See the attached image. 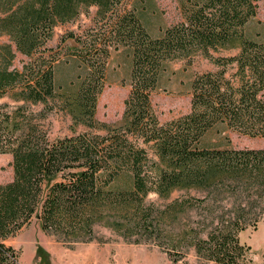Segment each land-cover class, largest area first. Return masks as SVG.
Returning <instances> with one entry per match:
<instances>
[{
	"label": "trees",
	"instance_id": "1",
	"mask_svg": "<svg viewBox=\"0 0 264 264\" xmlns=\"http://www.w3.org/2000/svg\"><path fill=\"white\" fill-rule=\"evenodd\" d=\"M262 1L179 0L182 21L154 38L125 0H0V154L12 155L14 172L0 184V264H19L6 242L35 220L72 244L104 243L105 230L165 249L172 264H254L239 234L264 215V148L203 139L221 125L264 140V40L245 32ZM94 7V28L62 38L75 43L68 51L80 72L59 84L60 50L49 42ZM122 48L132 55L131 90L110 124L98 102ZM17 53L29 59L20 70ZM199 53L217 71L196 75L190 112L162 123L153 95L167 65ZM53 113L70 117L71 136L50 137Z\"/></svg>",
	"mask_w": 264,
	"mask_h": 264
},
{
	"label": "rangeland",
	"instance_id": "2",
	"mask_svg": "<svg viewBox=\"0 0 264 264\" xmlns=\"http://www.w3.org/2000/svg\"><path fill=\"white\" fill-rule=\"evenodd\" d=\"M127 10H135L154 38L162 37L164 30L182 21L179 0H125ZM97 8H91L75 22L61 25L54 31L49 46L60 50V61L56 64V78L59 84L74 80L80 72V64L71 56L69 48L73 41L62 44V38L69 32L81 35L95 27ZM253 39L264 40V1L260 2L257 17L245 29ZM5 41L0 38V42ZM229 54H216L226 56ZM29 59L17 53L13 68L22 69ZM132 55L128 49L113 52L107 68V82L98 102L97 117L100 121L115 124L123 115L125 100L131 90ZM217 71L214 63L203 54L192 59L175 60L167 65L162 75L160 88L153 95V105L162 123L187 115L191 109L190 86L196 75ZM264 98V94H263ZM7 100H0V104ZM47 127L52 139L71 136V119L63 113H53ZM203 146L208 148L231 147L236 149L264 148V140L250 138L216 126L203 139ZM12 155L0 154V184L13 180ZM178 194H174L176 198ZM148 201L163 204L157 195L151 194ZM104 243L72 244L53 235L46 234L38 221L23 229L15 237L7 240L21 252L19 264H172L169 253L155 245H136L102 231ZM242 244L250 247L254 264H264V215L256 227H250L239 234ZM190 262H195L194 252L188 255ZM213 264V263H212Z\"/></svg>",
	"mask_w": 264,
	"mask_h": 264
}]
</instances>
